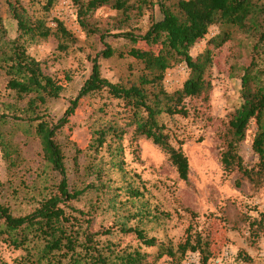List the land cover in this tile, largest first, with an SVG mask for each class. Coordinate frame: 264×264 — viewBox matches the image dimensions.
Here are the masks:
<instances>
[{"label": "trees", "instance_id": "1", "mask_svg": "<svg viewBox=\"0 0 264 264\" xmlns=\"http://www.w3.org/2000/svg\"><path fill=\"white\" fill-rule=\"evenodd\" d=\"M53 2L46 0L42 5L45 13ZM6 3L17 33L8 38L0 26V72L5 76V90L13 98L0 108V124L13 121L30 127L39 142L42 162L55 181L26 212H14L10 204L0 200V242L25 252L18 264H153L164 255L179 264L188 252L196 253L200 262L206 264L211 252L192 225L175 250L138 226L122 224L117 229L108 226L96 230L93 216L105 194L104 173L99 164L91 163L86 168L93 175L91 179L81 184L70 180L59 133L82 99L104 93L119 101L127 114L126 125H134V138L145 137L158 145L168 155L178 177L186 180L188 159L169 141L161 117L185 115V98L207 93L210 81L205 72L211 65V49L221 46L234 31H241L250 39V58L241 67L240 103L229 115L220 159L225 170H236L241 178L259 184L264 179V0H74L80 27L88 35L97 34L102 48L90 58V74L56 119L46 114L43 107L60 97L63 86L57 77L44 72L41 62L30 55L28 45L53 35L57 49L64 52L75 38L60 20L56 19L51 27L46 24L45 13L34 17L19 0ZM104 6L116 11L114 32H103L92 20L94 12ZM143 17L144 27L140 24ZM212 26L220 29L210 39L213 44L192 57L190 49L204 39ZM108 37L122 45L113 47L107 42ZM139 43L147 48L137 47ZM114 55L136 61L133 79L111 81L101 74L99 60ZM177 63L185 64L188 75L180 88L168 92L162 81L166 70ZM252 121L256 124L252 150L257 161L248 167L238 153V145ZM123 133L124 129L115 125L101 126L94 130L88 147L97 150L108 135L120 138ZM80 150L73 157L75 168ZM3 151L8 156L9 149L5 147ZM87 197L89 206L80 207L79 203ZM256 221L251 224L261 226V221ZM116 230L133 234L138 244L113 240ZM148 247H155L156 252L150 253Z\"/></svg>", "mask_w": 264, "mask_h": 264}, {"label": "rangeland", "instance_id": "2", "mask_svg": "<svg viewBox=\"0 0 264 264\" xmlns=\"http://www.w3.org/2000/svg\"><path fill=\"white\" fill-rule=\"evenodd\" d=\"M32 16L45 13L46 0H19ZM116 11L106 6L98 8L92 17L97 27L114 32ZM60 20L72 33L75 42L67 51L57 49V39L50 35L28 45L30 55L41 62L44 72L57 77L63 90L60 97L49 100L43 107L46 114L58 118L90 74L91 61L101 48L97 34L88 35L79 25L74 0H54L45 13L48 26ZM146 18L140 24L144 27ZM0 26L8 38L16 36V23L10 16L6 0H0ZM220 31L212 26L204 39L190 49L192 57L203 53L213 44L210 39ZM113 47L122 42L108 37ZM250 39L234 31L221 46L211 49V65L205 72L210 81L206 94L184 100L186 114L163 115L165 132L171 144L180 148L188 159L186 180L178 177L168 155L150 139L134 138V125L127 126V114L119 101L95 94L82 99L61 129V140L70 169V180L81 184L93 177L86 169L99 164L104 173L105 194L93 216L96 230L120 225L138 226L176 249L189 225L208 244L211 256L206 264H264V179L253 185L221 163L230 113L240 103L241 67L249 62ZM139 48L147 45L139 43ZM101 74L111 81L133 79L138 64L129 56L116 55L99 60ZM131 66V67H130ZM134 67V69H133ZM69 76L66 80L65 76ZM188 75L184 63H177L165 72L162 84L168 92L182 86ZM5 76L0 72V108L12 102L5 90ZM115 125L124 129L120 138L107 136L97 150L89 149L95 129ZM256 124L251 122L246 136L238 145L243 163L251 167L257 161L252 150ZM0 200L10 204L14 212H26L48 191L55 181L42 162L38 140L25 123L9 121L0 124ZM4 146V147H3ZM8 148V156L4 148ZM78 167L73 166L76 150ZM239 179V184L237 180ZM89 197H94L90 195ZM89 197L79 203L89 206ZM261 221V226L253 221ZM256 221V222H257ZM133 234L116 230L111 236L122 244L138 242ZM150 253L155 247L146 248ZM25 252L0 242V264H18ZM202 264L196 253L188 252L179 264ZM153 264H175L164 255Z\"/></svg>", "mask_w": 264, "mask_h": 264}, {"label": "built area", "instance_id": "3", "mask_svg": "<svg viewBox=\"0 0 264 264\" xmlns=\"http://www.w3.org/2000/svg\"><path fill=\"white\" fill-rule=\"evenodd\" d=\"M186 264H188V262H186Z\"/></svg>", "mask_w": 264, "mask_h": 264}]
</instances>
